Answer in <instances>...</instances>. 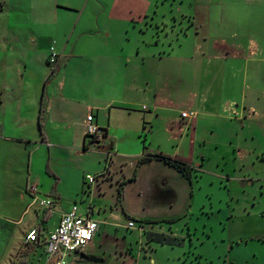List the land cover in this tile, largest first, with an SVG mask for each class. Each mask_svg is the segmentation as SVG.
I'll use <instances>...</instances> for the list:
<instances>
[{
	"label": "crops",
	"instance_id": "obj_1",
	"mask_svg": "<svg viewBox=\"0 0 264 264\" xmlns=\"http://www.w3.org/2000/svg\"><path fill=\"white\" fill-rule=\"evenodd\" d=\"M28 4L31 40L45 66L42 110L39 92L32 104L47 142L40 128L35 141L0 136V147L12 142L28 154L24 210L13 217V224L25 223L23 235L2 246L0 264H45V246L26 244L25 236L34 227L47 235L73 206L100 228L85 251L96 257H71L69 264H105L110 253V264H131L136 242L140 258L145 244L171 246L148 240V232L185 237L194 227L213 230L227 216L237 237L225 264H264V0ZM52 47L58 69L46 83ZM16 89L13 106L22 103ZM89 121L106 130L102 143L86 139ZM42 152L43 175L52 179L44 196L34 183ZM158 155L188 164L190 177ZM48 161L58 176L55 195ZM20 165L12 164L14 172ZM87 175L99 177L89 183ZM46 199L56 201L47 221ZM113 239L132 253L120 254Z\"/></svg>",
	"mask_w": 264,
	"mask_h": 264
},
{
	"label": "rangeland",
	"instance_id": "obj_2",
	"mask_svg": "<svg viewBox=\"0 0 264 264\" xmlns=\"http://www.w3.org/2000/svg\"><path fill=\"white\" fill-rule=\"evenodd\" d=\"M0 1L4 5V10H0V136L16 132L24 138H29L33 141L39 140L41 137L36 119L38 114H35V106L32 102L34 96H37L39 92L40 97L36 111L38 109V112H40L43 99H41L42 90L40 93L38 83L42 79L45 67L42 62V48L39 44L34 45L31 40L32 33L30 32L28 23L31 13L28 0ZM60 16L64 20H69V16L66 13ZM147 20L159 30L164 28L158 22L154 24L151 18ZM39 49L41 51L36 54ZM48 62L51 65L46 63V67L49 69V76L52 68L58 65V63L51 62L49 57ZM27 63L28 66H25ZM14 87L17 88L15 92L22 99L21 105L19 103L13 106ZM12 107L16 108L13 110ZM16 114L18 118H16ZM44 154L45 152L41 153L37 166V171L39 172L34 182L39 185L41 195L43 196L46 192L45 189L52 180L48 174V176L43 175L44 171L42 169L45 166V162H43ZM27 156L28 154H26L24 147L19 144L15 145L11 142L9 146L0 147V256L3 252L2 246H5L11 237L12 241H15L23 235L22 231L25 223L23 225H15L13 224V220L15 219L13 217L15 215L19 216L24 210L20 190L21 188L23 189L26 181L25 169L27 163L25 160ZM15 161L21 164L16 172L12 169V164ZM15 190L18 192V195L15 193ZM27 190L31 193L36 192L29 184ZM55 204V200L51 201V208ZM227 204V202H224L223 206ZM30 216H33L32 211ZM228 221L229 216L225 218L221 226L217 225L213 230L209 226L205 229L201 228L199 231L195 227L191 228L189 232L186 231L185 233L189 235L180 237L182 242L177 245H161L158 247V244H152L151 246L145 244L146 246H143L141 252V258L138 256V242H136L134 244L136 264H225L228 243L237 237L234 231L230 230ZM181 228L180 225H176L175 227L178 231H181ZM13 229H16L15 235L11 233ZM220 240H223V243H220ZM112 241L120 245L118 241L114 239ZM215 241H217V245L219 244L217 248L214 246ZM185 242L188 247L185 246ZM149 243L147 242V244ZM120 247L123 249L120 254L124 255L125 253L126 255H130V252L132 253L130 247L125 248L122 245ZM112 249L116 251L117 248L114 247L106 251L113 252ZM154 257L157 261L154 260ZM135 259H132L131 264H134Z\"/></svg>",
	"mask_w": 264,
	"mask_h": 264
},
{
	"label": "built area",
	"instance_id": "obj_3",
	"mask_svg": "<svg viewBox=\"0 0 264 264\" xmlns=\"http://www.w3.org/2000/svg\"><path fill=\"white\" fill-rule=\"evenodd\" d=\"M49 59L53 63H56L58 59V53L53 47L50 50ZM106 135L104 128L89 121L86 128V139L89 142L100 144L105 140ZM98 177V175H87V180L89 183H94ZM42 203L49 207L51 201L46 199ZM135 226L136 221L131 219L128 227ZM99 228L98 220L81 214L78 207L73 206L70 211L62 215L59 225L47 235L42 236L40 227H34L26 234L24 242L45 246V264H69V258H76V252H85L92 244Z\"/></svg>",
	"mask_w": 264,
	"mask_h": 264
},
{
	"label": "trees",
	"instance_id": "obj_4",
	"mask_svg": "<svg viewBox=\"0 0 264 264\" xmlns=\"http://www.w3.org/2000/svg\"><path fill=\"white\" fill-rule=\"evenodd\" d=\"M0 2H1V8H0V10H3L4 9V5L2 4V1H0ZM57 69H58V66L57 65L52 68V71H51L49 77L47 78L46 83L49 80V78L53 74H55V72L57 71ZM0 102H1V99H0ZM39 128L41 130L43 140L45 142H47V137H46L45 133L43 132V123L41 121V114H40V117H39ZM85 148H87V144L85 145ZM158 157L164 159L166 162H168L171 165L177 167L184 174H186L188 177H190V166L188 164H186L184 162H181V161H178V160H175V159H173V158H171L169 156H165V155H158ZM46 170H47V172L50 175H54L56 177V181H55V183H54V185L52 187V190L50 192L51 195H55L57 193L56 192V189H57L58 176L53 171V169H52L49 161L47 162ZM51 213H52V208H51V206H49L47 208L46 212L43 215V219L45 221H47L49 219V217L51 216ZM147 237L150 240H154V241H158V242H162V243H168V244H172V245H177V244H180L182 242L181 241V238H179V237H170L169 235L164 234V233H151V232H148L147 233Z\"/></svg>",
	"mask_w": 264,
	"mask_h": 264
},
{
	"label": "water",
	"instance_id": "obj_5",
	"mask_svg": "<svg viewBox=\"0 0 264 264\" xmlns=\"http://www.w3.org/2000/svg\"><path fill=\"white\" fill-rule=\"evenodd\" d=\"M101 149L102 150H107L108 147L107 146H101ZM94 256L96 257L95 254L92 255V254H89L87 252H76L75 253V257L76 258H85V259H88L89 257H94ZM112 259H113V253H110V256L107 255V261H106L105 264H110L111 261H112Z\"/></svg>",
	"mask_w": 264,
	"mask_h": 264
}]
</instances>
